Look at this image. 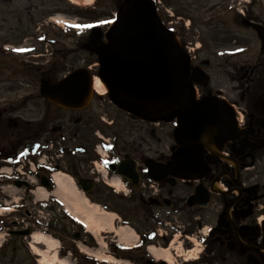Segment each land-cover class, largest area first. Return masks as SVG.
Masks as SVG:
<instances>
[{"label":"flooded vegetation","instance_id":"1","mask_svg":"<svg viewBox=\"0 0 264 264\" xmlns=\"http://www.w3.org/2000/svg\"><path fill=\"white\" fill-rule=\"evenodd\" d=\"M242 12L241 15L236 10L230 11L235 21L230 28L241 34L224 31L220 34L224 38L216 42V48L204 45V49L195 53L208 55V59L214 58L220 63L222 82L231 86H223L224 89L213 93L206 85L203 92L225 101L234 114L233 137L226 141L217 139L214 153L202 151L208 169L205 172L200 169L198 181L175 177L174 124L140 119L110 101H107L108 112L103 115L94 111L93 106L81 113L54 107L58 112L77 115L73 127L67 131L60 125L61 129L54 132V127L50 126L55 120L46 113L38 128L30 129V125L25 128L29 131L24 132L25 136L42 143L38 155L44 157V164L37 178L49 176L51 169L46 165L61 168L62 160L54 157L61 150L66 167L78 180L92 183L97 192L103 180L93 170V162L99 159L95 151L102 140L114 146L108 152L114 166L106 179L118 178L120 168L122 182L130 187L132 183L137 184L132 187L127 202L136 205L140 224L143 221L146 225L140 231L142 246L137 249L140 264H166L147 254L151 244L161 250L171 249L173 264H264V41L260 36L264 35V8L259 10L251 4ZM225 13L229 14L223 10L217 19ZM170 23L177 24L174 28L183 38L179 23L174 20ZM184 43L188 49V42ZM196 55L192 57L196 59ZM13 124V119L0 112L2 166L16 150L11 142ZM165 126L169 127V138L161 135ZM167 139L170 146L160 151L159 145H165ZM75 143L85 147L84 154L77 153L76 146L71 148ZM17 146L21 147L19 141ZM184 163L191 168L189 162ZM90 167L91 175L88 174ZM8 180L2 179L4 183ZM197 185L210 192L209 205H204V193L193 199L194 206L190 205V196ZM20 188L29 193L33 190L25 183H21ZM216 190L219 192H214ZM4 200L5 190H2L0 207ZM20 210L18 206L16 211ZM150 232L153 234L147 235ZM91 246L95 249L94 244ZM10 247L17 251L14 245ZM178 248H181L180 253ZM191 251L198 254L193 261L187 259Z\"/></svg>","mask_w":264,"mask_h":264},{"label":"rangeland","instance_id":"2","mask_svg":"<svg viewBox=\"0 0 264 264\" xmlns=\"http://www.w3.org/2000/svg\"><path fill=\"white\" fill-rule=\"evenodd\" d=\"M157 1L159 2V5L157 3V10L166 20L169 15L167 11H172L171 9L180 16V20L176 18V21L180 23L178 26L183 27L184 30L186 28L187 32H183L182 39L185 40L184 42H188L192 53L193 49L203 45V40L211 46V49L216 48V42L224 38L223 35H220L224 31L241 34L237 29L230 28L235 24L230 12L221 15L218 19H213L223 10L225 12L230 11L229 9L235 10V7H241L245 10V6L251 4L256 5L259 10L264 8V0H256L257 2L247 0L250 2L249 5L244 3V0ZM236 1L238 3H235ZM239 1L244 6H241ZM123 3L124 0H96V5L93 7H76L66 0L0 1V111L14 119V129L22 126L19 121L20 117L31 120L33 124H30V129H34L36 124L40 121L43 122L45 113L52 120H55L51 125H62L66 131L73 127V119L77 115L58 112L54 106L45 103L40 97V82L45 78L59 80L74 69L97 62V56L84 49L89 36V32H86L87 28L113 19ZM55 15L64 17L62 24H69L70 27L67 26V30H64L51 23L50 18ZM76 25L85 31L75 29ZM76 30L79 31V34ZM196 57L192 60L193 65H199L200 61L207 58L208 55H196ZM210 59L211 66L206 69L207 75L210 77L209 89L215 93V90L224 89L226 86L230 87L231 85H224L222 82L220 63L214 58ZM97 72L98 70L94 71V74L96 75ZM202 91L204 90L202 89ZM199 94H201L200 88ZM101 101L95 102L92 109L103 115L108 112L106 109L108 102L107 98ZM168 131L169 127L165 126L161 135L168 136ZM18 133L14 132L15 135H11L12 143L16 141ZM170 144V140L167 139L165 145L160 144L158 148L160 151L167 150V146ZM88 174L91 175V167ZM93 197L97 200L94 203L99 205L101 211L103 205H106L108 206L106 211L109 213L120 214L122 212V216L127 218L138 232L145 229V223L142 221L140 224L136 214V205L129 204L124 199L119 201L103 187V183L100 184L99 191L94 193ZM139 212L141 213L142 209ZM59 224L71 233L76 232L73 226L66 221L60 220ZM120 226L122 225L115 224L117 229ZM103 236L104 234H102ZM1 237L2 241L9 238L6 231L2 232ZM106 242L107 240H104V245ZM134 242L135 240L131 241V243ZM14 245L17 246L18 250L13 253L10 248L11 244H8L5 252H0V261H5L7 264H34L37 257L31 251L28 239L20 237ZM104 245H101L104 248V253L101 252V255L108 259H116L111 252H105L106 247ZM97 249H101V247ZM123 253H125V255L122 254L124 260L131 264H140L138 263L139 253L137 251ZM65 257L70 264H78L75 257L68 256V254ZM84 260H90L84 264H100L96 260L91 261V259L86 258Z\"/></svg>","mask_w":264,"mask_h":264},{"label":"water","instance_id":"3","mask_svg":"<svg viewBox=\"0 0 264 264\" xmlns=\"http://www.w3.org/2000/svg\"><path fill=\"white\" fill-rule=\"evenodd\" d=\"M101 39L102 32L94 29L88 49L99 53L112 99L141 118L168 122L177 117L175 138L181 150L175 172L180 177L194 175L183 163L199 168L203 147L213 150L217 138L233 137L232 112L214 97L196 100L193 83L208 80L200 69L191 72L177 37L161 22L152 1L127 0L108 33V44L102 45ZM41 94L59 106L84 109L93 96L91 75L79 69L58 83L44 81Z\"/></svg>","mask_w":264,"mask_h":264},{"label":"bare ground","instance_id":"4","mask_svg":"<svg viewBox=\"0 0 264 264\" xmlns=\"http://www.w3.org/2000/svg\"><path fill=\"white\" fill-rule=\"evenodd\" d=\"M74 4L79 6H87L92 4L94 0H70ZM59 17L55 16L53 20H57L60 22ZM94 87L95 90L101 95L106 94V87L100 78H95ZM56 183H57V194L66 202L68 209L72 212V214L78 219V221L86 226V228L92 232L94 235L99 236L102 231L109 230L116 233L121 240L128 242L135 238V233L126 227H121L117 229L115 227V219L116 214L108 213L104 210H100L99 206L96 204H92L89 200L84 196L82 192L78 190V188L74 184V180L68 176L67 174H57L56 175ZM116 187H119L117 184ZM48 193L46 190L41 189L40 196L47 197ZM9 210V209H4ZM36 243H44L49 247L50 250L53 251L54 255L51 257L46 253L40 251L34 244H32V249L34 253L38 254L41 257L42 264H68L67 261L61 260L57 256V248L55 247L56 243L50 237L43 235L42 233H36L33 236ZM151 250L157 256H163L162 258H166L169 263H173V256L171 249H158L156 247H152ZM181 252V248H178V253ZM196 251H191L187 255V259L196 258ZM108 260H111L110 258ZM58 262V263H57Z\"/></svg>","mask_w":264,"mask_h":264}]
</instances>
